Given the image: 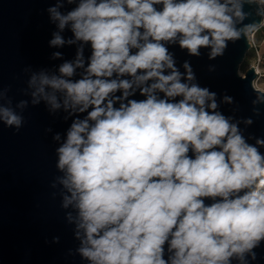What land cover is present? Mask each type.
Here are the masks:
<instances>
[{
  "label": "clouds",
  "instance_id": "9594fccd",
  "mask_svg": "<svg viewBox=\"0 0 264 264\" xmlns=\"http://www.w3.org/2000/svg\"><path fill=\"white\" fill-rule=\"evenodd\" d=\"M242 7L241 0H79L66 15L49 8L61 31L70 25L68 44L91 47L87 65L81 47L60 75L30 80L33 97L56 110L61 92L65 111L77 114L56 149V167L70 193L63 207L78 210L79 252L91 264H231L245 253L256 259L252 250L264 241V155L215 111L216 92L181 82L195 74L187 62L181 74L166 47L178 41L192 56L208 47L215 59L243 36L251 55L237 75L253 73L252 88L264 101V19L238 28ZM50 44L65 40L54 34ZM77 69L81 78L70 79ZM137 91L145 99H130ZM0 119L17 130L22 122L7 108ZM256 144L264 147V139Z\"/></svg>",
  "mask_w": 264,
  "mask_h": 264
},
{
  "label": "water",
  "instance_id": "95a60500",
  "mask_svg": "<svg viewBox=\"0 0 264 264\" xmlns=\"http://www.w3.org/2000/svg\"><path fill=\"white\" fill-rule=\"evenodd\" d=\"M241 2L246 18L237 23L238 28L262 20L258 13L264 11L258 4ZM78 3L79 0L73 4L67 0H0V108L10 109L22 117L18 130L14 125L6 126L0 119V264H91L79 252L84 233L79 229L80 237L75 235L78 210L74 205L63 207L64 196L70 193L61 183L65 173L56 167V149L66 141L77 114L69 116L71 109L65 111L63 93L55 92L61 107L52 110L42 96L33 97L36 86L30 84L33 75L37 81L41 73L60 75L59 67L64 62H74L81 47L87 65L90 45L79 41L68 44V40L74 39L70 25L61 31L59 22L49 11L56 7L66 15ZM54 34L61 35L65 44L52 46ZM227 45L224 54L215 59L209 58L208 47L201 48L199 56L181 49L178 41L166 47L181 74L186 72L185 62L195 74L192 81H186L182 75L181 82L195 83L216 92L215 111L237 124L246 142L264 155V147L256 144L257 138L264 139V101L257 100L258 93L252 88L253 73L248 72L246 79L237 75L248 50L247 40L242 36L236 41H227ZM56 52L61 53L59 58L53 56ZM83 71L77 69L70 79L81 78ZM168 72L166 69L165 74ZM45 91L54 92L48 87ZM158 95L163 97V93ZM225 96L232 97L233 101L226 102ZM34 99L39 103L34 104ZM130 99L145 97L137 91ZM21 101L26 104L21 106ZM85 116L86 113L79 114L80 119ZM248 119L252 120L251 124L246 123ZM56 134L59 140L54 139ZM205 203L210 204L212 200L206 199ZM68 213L72 214L71 222ZM55 237H59L58 243L53 242ZM252 251L256 254L255 260L250 253H245L243 262L234 256L231 264H264V241ZM169 255L165 246V258Z\"/></svg>",
  "mask_w": 264,
  "mask_h": 264
},
{
  "label": "rangeland",
  "instance_id": "374dc122",
  "mask_svg": "<svg viewBox=\"0 0 264 264\" xmlns=\"http://www.w3.org/2000/svg\"><path fill=\"white\" fill-rule=\"evenodd\" d=\"M248 55H251V53H249L248 50H247L246 55H245L243 61L241 62L240 66H239V70H240V71H244L245 68L247 67V59H246V57H247Z\"/></svg>",
  "mask_w": 264,
  "mask_h": 264
},
{
  "label": "built area",
  "instance_id": "2783aa9c",
  "mask_svg": "<svg viewBox=\"0 0 264 264\" xmlns=\"http://www.w3.org/2000/svg\"><path fill=\"white\" fill-rule=\"evenodd\" d=\"M260 8H261V11H264V6H260ZM262 13H264V12H262ZM262 19H264V15H262Z\"/></svg>",
  "mask_w": 264,
  "mask_h": 264
}]
</instances>
